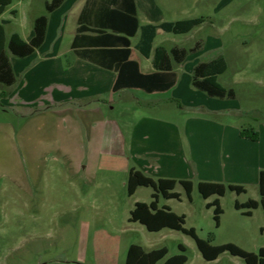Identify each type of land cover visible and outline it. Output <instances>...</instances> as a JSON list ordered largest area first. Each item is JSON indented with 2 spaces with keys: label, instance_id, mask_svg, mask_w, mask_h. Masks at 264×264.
I'll return each mask as SVG.
<instances>
[{
  "label": "rangeland",
  "instance_id": "obj_1",
  "mask_svg": "<svg viewBox=\"0 0 264 264\" xmlns=\"http://www.w3.org/2000/svg\"><path fill=\"white\" fill-rule=\"evenodd\" d=\"M79 4L68 2L64 8L62 50L68 48L74 35ZM46 14L44 0H13L0 25L6 39L15 32L26 36L34 17ZM201 16L212 23L184 35L160 31L153 46L174 43L189 47L200 41V54L189 56L179 67L182 84L184 70L192 63L209 61L223 54L225 47L244 43L243 68L238 73L230 68L218 81L240 93L236 105L243 113L232 120L243 129L262 130L264 0H197L193 9L179 11L171 18ZM139 61L144 68L150 65L143 57ZM234 81L238 84H232ZM13 90L12 85L5 89V96L0 92V264H125L130 244L147 251L165 247L167 254L157 264L181 254L179 244L185 248L186 264H245L241 257L228 252L208 262L191 236L168 228L149 232L140 223L130 222L134 199L127 195L128 175L95 166L101 160V136L100 131L95 134L92 124L97 126L104 120L101 111L107 120L118 123L134 120L140 114L174 118L180 112L176 106L161 107L163 102L158 100L172 92L149 95L136 90L129 99L105 96L110 103L95 110L92 99L43 109L20 105L8 99ZM246 188V193L227 191L219 197L222 214L218 228L213 207L206 206L208 201L199 193L197 183L193 184L191 200L177 184L174 191L181 194L180 199L167 201L160 196L158 204H170L177 212L185 213L184 227L193 228L201 239L212 232L214 245L233 243L257 253L264 247V210L260 205L256 209L234 207L235 201L259 199L256 186ZM151 192L150 187H141L135 199L148 202ZM247 210L251 216L243 213Z\"/></svg>",
  "mask_w": 264,
  "mask_h": 264
},
{
  "label": "crops",
  "instance_id": "obj_2",
  "mask_svg": "<svg viewBox=\"0 0 264 264\" xmlns=\"http://www.w3.org/2000/svg\"><path fill=\"white\" fill-rule=\"evenodd\" d=\"M50 1L44 0V8ZM74 1L80 3L75 32L68 48L62 50V16L66 4ZM129 2L124 4V0H64L58 8L47 13L45 38L38 48L23 58L12 56L8 50L6 51L16 78L13 85L14 90L9 93L8 99L16 104H28L40 109L76 104L85 99H92L95 100V110H101L102 105L110 103L104 98L105 96L112 98L114 95H119L120 99H129L133 98V92L136 90L149 95H163L172 92L169 97L158 100L163 102L161 107L167 104L176 106L180 112L174 118L140 114L134 120L118 123L114 120H107L101 111L100 114L104 120L98 122L97 126H94L95 123L92 124V128L96 130L95 134H99L100 131L101 136L98 151L101 160H98L95 166L111 171L119 170L127 175L131 169H134L153 180H184L190 181L192 185L199 182L232 184L243 187L244 193L247 191L246 185H253L258 188L259 193V176L261 171L264 172V128L257 131V140L247 139L240 134L243 128L232 120L243 113L242 107L236 105L240 93L235 91L232 86L223 85L226 88H232L236 96L234 99H219L209 97L194 89L191 86L193 68L198 63L208 61H197L187 67L184 70V81L181 84L179 67L187 61L189 56L199 55L203 45L196 52L188 53L181 63H176L169 51L172 48L191 49L199 40L189 47L178 46L174 43H170V46L167 45V47L164 45L153 46L157 34L160 31L165 32L161 28H157L149 56H144L138 48L143 26H159L162 23L200 18H174L173 20L171 18L175 17L179 11L193 9L197 0H130ZM129 5L132 6L139 26L134 36H126L123 33H114L110 30H106L104 34L98 31L102 17L111 13L113 9L129 11ZM4 12L5 10L0 15V20H2ZM39 16L34 17L33 21ZM204 19L202 24L194 27L191 31L212 23V21ZM80 24L83 25V29L78 31ZM30 32L31 30L26 36L17 34L23 40H27ZM107 35H113L115 41L110 44L97 43L96 40L105 38ZM126 45L130 51L128 59L137 63L138 72L142 74L157 72L153 65L155 49L162 47L166 50L171 64V74L159 75L160 78H164L161 79L165 85L164 90L154 92H147L141 88L113 90L118 72L117 63L120 62L110 63V59H106L109 55L107 52L102 53L100 47L123 48ZM135 52L140 55H136ZM245 52L244 43L238 42L234 46L225 47V51L219 56L225 59L227 70L231 68L234 73H238L243 68ZM66 56H69L70 59L65 58ZM142 57L150 62L149 66L145 68L142 66L139 61ZM232 84L236 85L238 82L234 81ZM181 86L183 89H179ZM176 103L180 104L182 108H179ZM83 109L81 112L84 111ZM66 116L68 115L64 117ZM140 188L138 187L129 196L132 200L134 199L132 207L137 202L148 204L151 201L152 192L148 202L135 199ZM173 199L175 198L165 200ZM204 200L208 201L206 205L215 200L219 202V196L213 195ZM158 206H166L174 213L184 215L185 219L187 217L185 213L177 212L170 204L164 203L158 204Z\"/></svg>",
  "mask_w": 264,
  "mask_h": 264
},
{
  "label": "trees",
  "instance_id": "obj_3",
  "mask_svg": "<svg viewBox=\"0 0 264 264\" xmlns=\"http://www.w3.org/2000/svg\"><path fill=\"white\" fill-rule=\"evenodd\" d=\"M13 0H0V15L5 8L12 3ZM64 0H51L45 5L47 13H51L58 8ZM130 0H124L125 3H130ZM129 11L122 9H113L111 13L102 17L101 25L98 31L102 34L106 30H110L114 33H123L126 36H134L137 32L138 20L135 16L132 6L129 5ZM127 10V9H126ZM15 14V12H14ZM205 21L203 17L180 20L176 22L162 23L159 26L147 25L141 27V39L138 45L141 53L148 57L152 41L155 37L156 29L161 28L165 32L173 34H185L191 31L194 27L202 24ZM47 16L41 15L33 21V26L30 35L27 40H23L19 34L13 33L8 40L5 38V32L2 25H0V92L1 95H6L5 89H8L16 82L11 64L9 62L6 50L15 57L23 58L30 55L36 48H38L44 41L46 28H47ZM83 29V25L80 24L78 31ZM113 35H107L105 38L96 40L99 44L113 43ZM124 39V38H123ZM126 39V38H125ZM126 41V40H125ZM127 43V42H125ZM126 45L123 48L105 46L102 48V53L107 52L110 59V63H117V78L114 84L113 90L117 91L121 88H141L147 92L164 90V82L159 75L169 74L171 70V64L168 60V54L162 47L155 49L153 56V65L157 72L152 74H142L138 72V65L135 61L129 60L130 51ZM201 43L198 41L191 49L172 48L169 53L176 63H181L188 53L196 52L200 49ZM105 50V51H104ZM105 55V54H101ZM116 66V65H115ZM227 70V63L222 56H219L208 62H201L194 66L191 78V86L204 93L205 95L219 99H234L236 94L231 88H226L218 82V75L223 74ZM171 74V73H170ZM174 75V74H173ZM177 102V101H176ZM179 108L182 106L176 103ZM240 134L250 140H257L258 134L256 131L243 129ZM177 184H180L188 199L192 192V183L184 180L174 179H158L144 175L140 171L131 169L127 177V195L131 196L138 187H150L153 192L151 194L150 203L137 202L133 209L130 211V222H138L143 225L149 232H158L162 229L168 228L171 230L180 231L184 234L191 236L196 246L206 261L216 260L222 253L228 252L232 256L241 257L245 264H264V247L260 248L257 253L247 252L233 243H225L221 245L212 244L215 235L210 232L207 239L199 238L194 229H186L185 216L178 215L170 210V208L164 206H158V200L161 196L164 199L175 198L179 199L180 194L175 192L174 189ZM198 191L201 196L206 199L210 196L217 195L222 197L227 191H234L237 194L245 192V189L241 186L232 184H222L214 182H199L197 184ZM259 201L249 199L245 203H238L235 201L234 207L236 210L256 209L259 205L264 210V172H260L259 176ZM208 208L213 207V219L215 227H219L220 215L222 209L217 200L213 203L206 205ZM247 216L251 215V211L247 210L243 212ZM178 248L181 254L166 258L162 264H185L187 257L184 254L185 248L179 244ZM167 254L165 247L153 249L151 251L144 250L140 245L132 244L128 247L126 253L125 264H156L160 260L164 259Z\"/></svg>",
  "mask_w": 264,
  "mask_h": 264
}]
</instances>
